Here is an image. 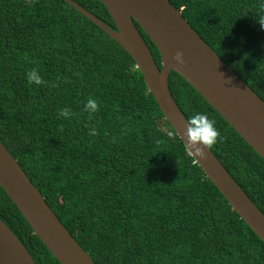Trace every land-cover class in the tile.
I'll list each match as a JSON object with an SVG mask.
<instances>
[{"label": "trees", "instance_id": "16d2710c", "mask_svg": "<svg viewBox=\"0 0 264 264\" xmlns=\"http://www.w3.org/2000/svg\"><path fill=\"white\" fill-rule=\"evenodd\" d=\"M73 1L116 29L100 0ZM168 1L264 101V0ZM168 86L264 215V159L177 72ZM0 142L95 264H264L132 57L64 0H0ZM0 219L35 264H60L1 186Z\"/></svg>", "mask_w": 264, "mask_h": 264}, {"label": "water", "instance_id": "95a60500", "mask_svg": "<svg viewBox=\"0 0 264 264\" xmlns=\"http://www.w3.org/2000/svg\"><path fill=\"white\" fill-rule=\"evenodd\" d=\"M116 41L134 60L147 91L175 134L232 209L264 242V215L239 187L177 107L168 86L177 72L264 159V101L198 36L168 0H100L116 29L73 0H64ZM136 24L160 53L155 63ZM0 186L60 264H95L49 208L0 142ZM0 264H35L0 219Z\"/></svg>", "mask_w": 264, "mask_h": 264}]
</instances>
